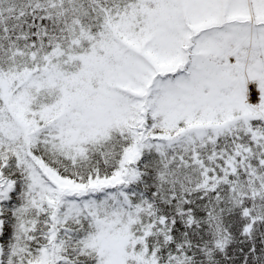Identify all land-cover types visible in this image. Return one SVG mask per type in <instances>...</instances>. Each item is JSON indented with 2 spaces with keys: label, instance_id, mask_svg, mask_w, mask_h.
Segmentation results:
<instances>
[{
  "label": "snow or ice",
  "instance_id": "obj_1",
  "mask_svg": "<svg viewBox=\"0 0 264 264\" xmlns=\"http://www.w3.org/2000/svg\"><path fill=\"white\" fill-rule=\"evenodd\" d=\"M0 264H264V0H0Z\"/></svg>",
  "mask_w": 264,
  "mask_h": 264
}]
</instances>
